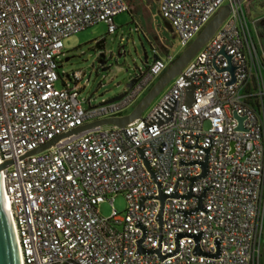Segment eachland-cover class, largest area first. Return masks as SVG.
Masks as SVG:
<instances>
[{
    "label": "built area",
    "instance_id": "built-area-1",
    "mask_svg": "<svg viewBox=\"0 0 264 264\" xmlns=\"http://www.w3.org/2000/svg\"><path fill=\"white\" fill-rule=\"evenodd\" d=\"M158 4L183 49L222 7L231 15L147 116L67 136L129 114L178 55L137 69L122 100H89L86 110L85 74L59 72L64 41L99 24L115 34L128 1L0 0V164L12 162L2 178L22 264H262L264 53L255 24L235 0ZM121 194L125 214L102 217L99 207Z\"/></svg>",
    "mask_w": 264,
    "mask_h": 264
},
{
    "label": "rangeland",
    "instance_id": "rangeland-1",
    "mask_svg": "<svg viewBox=\"0 0 264 264\" xmlns=\"http://www.w3.org/2000/svg\"><path fill=\"white\" fill-rule=\"evenodd\" d=\"M127 1L131 3L133 17L129 13L118 16L115 19V25L118 27L115 34H108V26L99 24L64 41L65 52L59 60L61 62L59 72L65 75L82 71L85 74L79 83L82 88L79 101L83 103L86 110L90 108L89 100L93 106H99L126 93L127 85L135 78L137 69L146 68V55L149 63L152 64L156 56L155 50L161 57L166 56L168 52L180 55L185 51L175 34L165 27V21L160 15L156 0ZM243 7L251 13L254 23L264 16V0L250 2L247 0L243 3ZM253 33L256 44L262 51L264 25L260 23L258 27H253ZM101 40H106L105 54L108 60L106 68H109L107 71H103V67L98 63L100 53L96 51V44ZM67 59L70 60L67 62ZM172 85L173 83L155 99L144 116H147L159 104ZM71 86L74 87V84L71 83ZM57 87L62 89V82L58 83ZM113 208L118 213L125 214L127 208L125 195L117 196L113 205L110 202L102 204L99 207V213L102 217L109 218Z\"/></svg>",
    "mask_w": 264,
    "mask_h": 264
},
{
    "label": "water",
    "instance_id": "water-1",
    "mask_svg": "<svg viewBox=\"0 0 264 264\" xmlns=\"http://www.w3.org/2000/svg\"><path fill=\"white\" fill-rule=\"evenodd\" d=\"M159 2V0H156ZM239 4L245 3L247 0H235ZM231 15V8L229 5H226L222 7L219 11V13L213 18V20L207 25V27L199 34V36L191 43L189 47L185 49L183 53H181L173 63H171L168 70L160 77L157 82L154 84V86L151 88L149 93L145 95V97L142 99L140 103L136 105V107L131 111L129 114L121 116V117H115V118H109L104 119L100 121H96L92 124H88L82 128H79L77 130L72 131L69 135H79L83 132L93 130L98 127H117L120 129H125L130 124H133L134 122L141 120L143 114L150 108L152 103L155 101V99L160 96L165 89L178 77L182 74L183 70L187 67V65L195 58V56L206 46L210 40L216 35V33L220 30V28L223 26V24L228 20V18ZM165 21V20H164ZM264 25V18L257 20L255 22V28L258 27L259 24ZM165 27L168 31H170L172 34H174V29L172 28L171 24L168 21H165ZM176 37V36H175ZM106 42V40H105ZM263 46H264V40H263ZM262 46V47H263ZM105 48H99L97 46L98 51H102ZM264 53V49H262ZM160 57L156 55L154 57V61L159 60ZM70 59H67L68 62ZM231 60V58H229ZM98 63L101 67H103V71H107L109 68H106L108 64L107 56L105 53H100ZM145 63H149V58L146 55L145 57ZM232 74L235 73V69L233 67H230L229 69ZM137 79H134L129 82L127 85V89L133 88V85L137 82ZM194 91L195 89L193 87L188 88V98L187 103L188 105H192L194 102ZM127 93H124L122 96L117 97L107 103H104L103 105L112 104L115 102H118L124 98V96ZM236 118L239 120L240 126L238 128L239 131H243V123L245 121V118H242L238 115H236ZM58 140L48 144L45 147H42L41 149L31 153V154H38L40 152H43L45 150H48L51 148ZM12 165V162H6L3 165L0 164V264H22L21 260V254L19 250L17 235L15 232L14 224L9 212V208L7 205L6 197H5V189L3 184V178H2V171L9 166ZM148 165V164H147ZM149 166V165H148ZM204 167V173L201 178L206 177L207 174V163L203 164ZM192 195H190L188 198H191ZM163 204L165 203L166 197L163 195L160 197ZM205 198V195H203L200 198V206L199 210L203 208V200ZM160 223L162 224V213L160 215ZM140 252H143L142 249H140Z\"/></svg>",
    "mask_w": 264,
    "mask_h": 264
},
{
    "label": "flooded vegetation",
    "instance_id": "flooded-vegetation-1",
    "mask_svg": "<svg viewBox=\"0 0 264 264\" xmlns=\"http://www.w3.org/2000/svg\"><path fill=\"white\" fill-rule=\"evenodd\" d=\"M262 18H264V16H262ZM105 45H106L105 40L98 41L97 44H96V51L99 52V53H105V49L102 50V51H98V50H97V46H98L99 48H105ZM159 57H160V56H159ZM149 64H150V63H148L146 67H148Z\"/></svg>",
    "mask_w": 264,
    "mask_h": 264
},
{
    "label": "crops",
    "instance_id": "crops-1",
    "mask_svg": "<svg viewBox=\"0 0 264 264\" xmlns=\"http://www.w3.org/2000/svg\"><path fill=\"white\" fill-rule=\"evenodd\" d=\"M251 14V13H250ZM252 19V18H251ZM262 19V18H260ZM262 264H264V236H263V240H262Z\"/></svg>",
    "mask_w": 264,
    "mask_h": 264
},
{
    "label": "trees",
    "instance_id": "trees-1",
    "mask_svg": "<svg viewBox=\"0 0 264 264\" xmlns=\"http://www.w3.org/2000/svg\"><path fill=\"white\" fill-rule=\"evenodd\" d=\"M129 3V5H130V7H131V3L130 2H128ZM131 9H132V7H131ZM132 17H133V12H131V13H129ZM179 56V55H178ZM177 56V57H178Z\"/></svg>",
    "mask_w": 264,
    "mask_h": 264
}]
</instances>
